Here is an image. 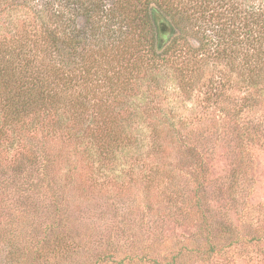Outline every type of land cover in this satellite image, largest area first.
Here are the masks:
<instances>
[{"label":"rangeland","instance_id":"rangeland-1","mask_svg":"<svg viewBox=\"0 0 264 264\" xmlns=\"http://www.w3.org/2000/svg\"><path fill=\"white\" fill-rule=\"evenodd\" d=\"M190 55L142 71L111 106L76 91L91 123L66 112L67 127L49 117L14 139L0 128V264H264V86L250 97L226 62Z\"/></svg>","mask_w":264,"mask_h":264},{"label":"trees","instance_id":"trees-1","mask_svg":"<svg viewBox=\"0 0 264 264\" xmlns=\"http://www.w3.org/2000/svg\"><path fill=\"white\" fill-rule=\"evenodd\" d=\"M45 1L0 0V17L20 8L32 14L28 22L0 25V128L13 139L45 127L49 117L58 128L67 127L63 116L69 113L81 126L91 123L87 98L76 91L89 90L111 106L127 97L126 85L135 84L142 71L153 79L182 49L198 64L226 62L250 97L264 86V6L249 0H128L124 12L119 0L111 8L102 7L103 0ZM75 10L86 17L82 24L72 19ZM236 14L245 21L239 28ZM207 25L215 36L206 35ZM160 26L168 34L161 35ZM239 29L243 39L237 43ZM237 45L243 48L240 65Z\"/></svg>","mask_w":264,"mask_h":264}]
</instances>
